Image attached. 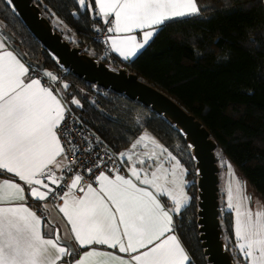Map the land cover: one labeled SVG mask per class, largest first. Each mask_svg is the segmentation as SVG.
<instances>
[{"label": "snow or ice", "instance_id": "6c2138e0", "mask_svg": "<svg viewBox=\"0 0 264 264\" xmlns=\"http://www.w3.org/2000/svg\"><path fill=\"white\" fill-rule=\"evenodd\" d=\"M76 4L89 13L95 5L96 15L110 25L107 32L123 34L109 35L103 43L110 44L124 60L135 58L167 21L199 12L196 0H76ZM136 30L142 33L140 39L131 34ZM4 48V43L0 42V169L23 181L30 198L37 201H44L50 195L56 198V190L65 177L57 175L55 170L72 169L75 172L73 161L64 166L58 159L68 158L65 145L72 143L69 139L74 135L71 127L67 123L60 127L71 109L62 103L61 90L53 86L59 77L52 72L44 73L51 81L47 85L41 79L32 78L21 59ZM68 88V84L63 85V90ZM70 102L80 105L75 98ZM149 143L161 152H167L148 131H144L131 147L133 150L141 145L148 148ZM167 154L174 162L171 178L167 174L158 176L155 171L139 170L135 162L129 170L136 181L162 196H170L174 208L166 210L152 191L138 187L133 179L119 174L110 179L101 173L96 178L100 189L89 184L86 190L84 187L79 189L85 194L77 197L72 190L83 177L76 173L68 190L58 197L63 201L59 211L71 224L76 243L81 249L90 250L81 254L76 248L62 244L54 226H47V233L42 234L41 217L28 207L0 206V264H93L90 258L95 257H107L118 264H190V257L178 236L165 235L176 232L173 217L181 212L187 199L182 179L187 170L176 156L171 152ZM126 155L132 160L131 152ZM144 156L145 159H140L138 154L141 165L149 158H157L155 152H145ZM79 163V160L75 161V164ZM227 166L234 175L231 164ZM85 171L92 172V168ZM167 171L161 169L162 173ZM169 183L173 185L170 189L166 187ZM23 194L24 187L20 183L5 179L0 186V203L24 200ZM244 199L251 197L238 195L237 203H233L230 188L228 207L236 212L234 230L241 241L238 247L250 264H264V212L253 213L243 204ZM93 245L129 254L147 250L125 260L112 252L92 248Z\"/></svg>", "mask_w": 264, "mask_h": 264}, {"label": "trees", "instance_id": "16d2710c", "mask_svg": "<svg viewBox=\"0 0 264 264\" xmlns=\"http://www.w3.org/2000/svg\"><path fill=\"white\" fill-rule=\"evenodd\" d=\"M34 3L50 22L56 17L74 31L77 40L70 42L73 47L112 69L137 75L195 115L218 144L217 161L220 152L264 199V0H197V15L165 23L151 43L127 61L109 51L107 44L94 40L104 29L95 5L89 13L78 7L76 0ZM0 24L25 54L30 68L61 78L58 87L69 85L64 90L66 99L80 102L71 108L109 151L118 155L129 149L147 129L180 160L187 169L190 200L174 217L175 233L190 264H209L199 232L197 164L181 132L151 109L63 70L8 0H0ZM141 112L146 118L138 124ZM220 203L223 240L235 264H242L235 251L232 212H223L221 193Z\"/></svg>", "mask_w": 264, "mask_h": 264}, {"label": "water", "instance_id": "95a60500", "mask_svg": "<svg viewBox=\"0 0 264 264\" xmlns=\"http://www.w3.org/2000/svg\"><path fill=\"white\" fill-rule=\"evenodd\" d=\"M15 12L33 36L57 60L59 66L102 89L120 94L145 108L151 109L174 125L191 145L192 154L197 164L199 189V232L202 247L209 264H235L227 251L223 240L220 210V178L216 150L218 144L210 131L195 115L189 113L177 101L165 92L128 73L125 69H112L104 62L84 53L81 48L73 47L55 31L51 22L43 16L34 0H12ZM2 34L14 44L13 37L1 26ZM16 52L24 59L22 50L13 45ZM43 70V65L32 64ZM61 243L74 248L58 232Z\"/></svg>", "mask_w": 264, "mask_h": 264}, {"label": "crops", "instance_id": "0c3cea01", "mask_svg": "<svg viewBox=\"0 0 264 264\" xmlns=\"http://www.w3.org/2000/svg\"><path fill=\"white\" fill-rule=\"evenodd\" d=\"M196 2H197V0H196ZM193 16H195V15L180 17V18H176V19H172V20L190 18V17H193ZM109 19H111V17ZM172 20H169V21H172ZM169 21H167V22H169ZM131 34L132 35H136L138 39H140L141 35H142L140 30H136V31H134ZM109 35H123V34H110V33H108V37H109ZM151 41L149 42V44L151 43ZM0 42H3L4 45H5L4 51H12L14 55H16L18 58L21 59V62L25 64V67L29 68V76H31L32 78L41 79V78H39V77H37V76H35L33 74V72H32L33 69L30 68L29 65L27 64V62L13 49L11 44L5 39V37L2 34H0ZM148 45H146V47ZM107 47H108L109 51H111L116 56H118L122 60H124L123 57H121L118 53H116L115 51H113L111 49L110 44H107ZM135 58H132V59H129V60H133ZM124 61H127V60H124ZM41 81H42V83H44L42 79H41ZM26 82H27V79H26ZM57 89L61 90L60 91V95L63 96L62 103L67 108L71 107L69 101L66 99V96H65V93H64V90L62 89V87H58ZM160 145H162V144L160 143ZM144 152H149V153L155 152L156 157L159 158V163L157 165L153 166V167H150L151 161L153 159L149 158V159H147V162H149V163H148V165L145 168L141 167L140 165H138V166L136 165V167L139 170H142V171H145V172H148V173H151V172L155 171V172H157L158 176L167 174V175H169V178H171L170 177V170H171L172 165H173L174 162L169 159L168 154H167L168 151L167 152H161L159 148L155 147L154 150L152 149V150H148V151H144L142 149L140 153H144ZM58 159L61 160L62 165L67 166V159L62 158V157H58ZM141 159H145V156L143 155ZM123 162H124V168H125V173L123 174V176H125L126 178L133 179V182L136 183L138 187H146V188H148L149 191H152L155 195H157V198L160 200L161 204L165 207L166 210H169V209L175 207V205H174V203H173V201H172L170 196H162L161 194L157 193L155 189L149 187L148 185H144V184L140 183L139 181H136V179L131 176V172L129 170L131 168V166L128 163L127 159H124ZM161 169H165V170H168V171L166 173H162ZM56 171H60V169H56ZM5 179H7V180H9L10 182H13V183H20L21 186L24 187V194L23 195H24L25 199L24 200H15V201H12V202H9V203H0V206H4V207H11V206L28 207L31 211L36 212V214L41 217L42 234L47 233V231H48V227L47 226H54L55 229L61 234V236L65 240H68V241H70L73 244L74 248H76L79 253L82 254L83 251L90 250V249H81L80 246L76 243V241L74 239V234L72 233V230H71V224L68 222L67 217L64 216V214L59 211V207L63 206V202L61 204L56 203L55 200H53L51 198V195L48 197V199H46L44 201H37L34 197L30 198L29 194H28V187L24 184L23 181H19V178L16 177L14 174L8 173L6 170L0 169V186L3 185V181ZM110 179H114V178H110ZM182 179H183V182H184V195L187 197V199L185 201V203H186V202H189L188 200H190V196H189L188 191H187V187H188V184H189V182L187 180V171H186V176L184 174ZM160 182L163 183V181H160ZM50 187H52V186L50 185ZM92 187L97 189V190H99L100 189V184L97 182V184L92 185ZM166 187L170 189V188L173 187V185H171L169 183L168 185H166ZM86 188H85V190H86ZM78 189H79V184H78L76 189L72 190V192H73V194L75 196L82 197L85 193L78 192ZM116 215L118 216L119 214L117 213ZM174 217H173V220H174ZM53 234H55V232ZM171 234H176V233H166L165 235L167 236V235H171ZM46 238H48V237H46ZM158 242L159 241H157L156 243H158ZM180 242H181V240H180ZM181 245L184 247L182 242H181ZM91 247L95 248V249H97L99 251L112 252L115 255H119V256L123 257L125 260H130L131 256L137 255V254H139V252H143V251L147 250V249H140L139 252H137V253H130L129 254V253H120L118 251V249H111V248H109L107 246L93 245ZM148 247L150 248V247H152V245H149ZM185 251L187 252L186 248H185ZM187 254H188V252H187ZM90 259L93 261V264H118V262H113V261L110 260V258H107V257H104V258L95 257V258H90ZM60 264H62V262H60Z\"/></svg>", "mask_w": 264, "mask_h": 264}, {"label": "built area", "instance_id": "2783aa9c", "mask_svg": "<svg viewBox=\"0 0 264 264\" xmlns=\"http://www.w3.org/2000/svg\"><path fill=\"white\" fill-rule=\"evenodd\" d=\"M109 26L110 25L104 23V29L96 34L94 40L101 42L107 40V28ZM32 72L35 76L41 78L44 84L47 85V83H51L49 78H47L42 71L33 70ZM60 80L61 78H59L57 84L53 85L55 88H58ZM69 108L71 109V113H66V119L62 122L60 127L62 128L63 124L67 123L74 133V135L69 137L72 143L65 145V150L68 153L67 165L70 160L73 161L72 167L75 169V172H73L72 169L63 172L55 170L57 175H63L65 177V180L60 182V187L56 190V198L51 196V198L58 204L63 202L58 197L68 190V186L71 184L72 179H74V174L76 173L83 177L79 183V189L81 187L86 188L89 184H97L96 178L101 173L108 175L109 178H115L117 174L123 175L125 173L124 163L119 159L118 155L109 151L94 132L83 126V123L76 112L71 107ZM64 135H67V132H65ZM73 153L75 155H73ZM77 160L80 161L78 165L75 164V161ZM86 168H92V172L85 171ZM117 169H119V171H117ZM79 189L78 192H81Z\"/></svg>", "mask_w": 264, "mask_h": 264}, {"label": "rangeland", "instance_id": "374dc122", "mask_svg": "<svg viewBox=\"0 0 264 264\" xmlns=\"http://www.w3.org/2000/svg\"><path fill=\"white\" fill-rule=\"evenodd\" d=\"M51 24L53 25L54 28L58 27V31L61 34V36L64 38V40H66L67 42H71L73 44H75L76 42V35L74 33V31H72L67 25H65L61 20H59L58 18H54L51 22ZM46 73V72H43ZM63 89V87H62ZM70 105H74V106H78L76 104H72L69 100ZM146 118V113L145 112H141L138 114L137 116V122L138 124H142L144 123V120ZM144 131H148L153 137H155V135L153 133H151L149 130L145 129ZM143 132L141 134H143ZM155 139L157 140V142L159 143L158 139L155 137ZM136 140V139H135ZM134 140V142H135ZM133 142V143H134ZM160 144V143H159ZM132 146V145H131ZM144 151H148V150H154L155 146L152 145L151 143L148 144V148H144L142 145L141 146H137L136 149H132V147H130L129 149H126L124 151H122L121 153L118 154L119 159L123 162L124 159H127V153L131 152L132 154V160H128V163L130 164V166L133 165V163H137L136 165H140L141 167L145 168L149 162H147L145 165H141L138 163L137 157L139 154V158L141 159L142 156L144 155V153H140L141 150ZM124 153V156H121V154ZM218 155V166L220 168L219 171V178H220V193H221V202H222V208H223V212H232V224H233V232H234V237L236 239V249L239 245V243L241 241H239L235 235V220H236V212L233 209H230L228 207V202H229V190L231 188V192H232V198H233V203H237V196H242V197H251V199H244L243 200V204L250 209L253 213L257 212V211H261L264 212V199L255 191V189L252 188V186L246 182L242 176L239 174V171L236 169V167L220 152L217 153ZM124 163V162H123ZM159 163V158H156L155 160L151 161L150 167H153L155 165H157ZM228 164H231L232 166V171L234 172V175L232 173H230L229 168H228ZM185 169L186 167L183 166ZM186 176V173H185ZM239 189V192H238ZM189 201V200H188ZM189 202L184 203L183 208L188 204ZM182 208V209H183ZM236 253L239 254L242 257V264H246V262L248 264H250L249 260H246L243 256V254L241 253L240 249L236 250ZM246 261V262H245Z\"/></svg>", "mask_w": 264, "mask_h": 264}]
</instances>
